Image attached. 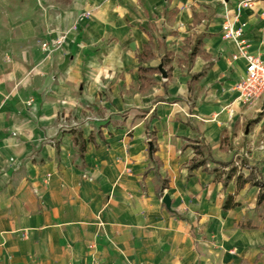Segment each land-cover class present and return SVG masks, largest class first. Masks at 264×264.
Instances as JSON below:
<instances>
[{
    "label": "crops",
    "instance_id": "1",
    "mask_svg": "<svg viewBox=\"0 0 264 264\" xmlns=\"http://www.w3.org/2000/svg\"><path fill=\"white\" fill-rule=\"evenodd\" d=\"M36 2L0 4V264H264L258 187L188 171L209 147L264 180V94L237 99L246 61L221 32L264 59V0ZM72 130L94 135L83 157Z\"/></svg>",
    "mask_w": 264,
    "mask_h": 264
},
{
    "label": "trees",
    "instance_id": "2",
    "mask_svg": "<svg viewBox=\"0 0 264 264\" xmlns=\"http://www.w3.org/2000/svg\"><path fill=\"white\" fill-rule=\"evenodd\" d=\"M197 53H198L197 51L192 50V52L190 54L191 58L194 57L195 55H197ZM151 56H152V53H151L150 46L148 44H146L144 46L143 51L138 54V59H139V61H142L144 59L147 60ZM164 63H167V62H165V60H164ZM138 70L140 71V73H153V72H157L158 68L157 67H150V66H148V67L139 66ZM205 73H206V67H203L201 71H199L198 73H195L191 76V82L197 81L199 78L203 77L205 75ZM150 80H151L150 78H146L147 82H150ZM72 131L74 133V136H73L74 144L78 148L79 155L81 157H83L84 152L86 150L87 142L91 141V142L96 144L94 135L92 133H90L88 138L84 139L82 137L81 132H75V130H72ZM97 135L102 138V134L100 131L97 133ZM193 148H194V151L196 154H198V155L203 154L201 148H199L198 146H194ZM206 150H207L206 157L192 159V161L188 164V171L189 172H191L194 169H198L201 167L204 171H209L211 173H214L216 179L222 181L223 186H225V184L229 180L234 178L235 183H236V188L238 190L242 189L246 184H248L250 186H256L259 189V191L257 193V198H256V206H264V180L261 178V176L257 175V173L255 172L253 167L248 166V164L244 160H241L239 166L235 165L233 160H229L226 162L215 161L210 156V148L207 147ZM151 151H154L153 147L151 148ZM207 160L214 162L217 166L214 167L213 169L208 170L204 166ZM242 167H248L250 169L249 173L247 175H244L242 173V171H241ZM157 177L161 181L160 187L158 189V195H161L163 189L167 186V179L160 178L159 175H157ZM221 177H223V178L220 179ZM236 205H237V203L234 201L233 195H228L226 197L222 207L224 209H229V208L235 207Z\"/></svg>",
    "mask_w": 264,
    "mask_h": 264
},
{
    "label": "built area",
    "instance_id": "3",
    "mask_svg": "<svg viewBox=\"0 0 264 264\" xmlns=\"http://www.w3.org/2000/svg\"><path fill=\"white\" fill-rule=\"evenodd\" d=\"M221 32L224 39L232 41L238 47L239 55H234L233 57L236 59L242 56L246 61L245 75L236 84V90L238 91L237 99L246 103L261 97L264 94V59L259 54L250 53L247 50L248 42L243 36L242 30L234 28L233 24L229 21L223 23ZM64 38L65 32H61L55 38V44L60 45L64 41ZM42 47L44 50H53L51 45L46 42L42 44ZM234 163L237 166L240 165V162L237 160ZM92 264H99V262L93 261Z\"/></svg>",
    "mask_w": 264,
    "mask_h": 264
},
{
    "label": "rangeland",
    "instance_id": "4",
    "mask_svg": "<svg viewBox=\"0 0 264 264\" xmlns=\"http://www.w3.org/2000/svg\"><path fill=\"white\" fill-rule=\"evenodd\" d=\"M61 1H66V0H61ZM0 4L6 5L12 11L19 10L24 15V13H26V12L30 13L31 10L36 7L37 2H36V0H0ZM11 15L13 16L14 13H12ZM186 47H189V45L187 43H186ZM162 67L165 70V73L167 75V73L169 72L168 68L166 66H162ZM156 78L158 81H162V78H164V77L162 76L161 72L159 71L156 74ZM153 83H155V81ZM243 152H245V151H243ZM238 162H240V161H238Z\"/></svg>",
    "mask_w": 264,
    "mask_h": 264
},
{
    "label": "water",
    "instance_id": "5",
    "mask_svg": "<svg viewBox=\"0 0 264 264\" xmlns=\"http://www.w3.org/2000/svg\"><path fill=\"white\" fill-rule=\"evenodd\" d=\"M158 69H159V71L161 72L162 76L165 77V76H166V73H165V70L163 69L162 65H159V66H158ZM38 149H39V147L36 146V147L33 149V151H32V153L30 154V156L34 155V154L38 151ZM163 202H165V203H168V202H169V200H168V196L165 195V196L163 197Z\"/></svg>",
    "mask_w": 264,
    "mask_h": 264
}]
</instances>
